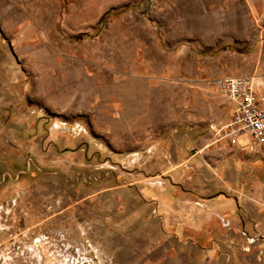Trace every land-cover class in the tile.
I'll return each mask as SVG.
<instances>
[{"label": "rangeland", "instance_id": "1", "mask_svg": "<svg viewBox=\"0 0 264 264\" xmlns=\"http://www.w3.org/2000/svg\"><path fill=\"white\" fill-rule=\"evenodd\" d=\"M229 74L264 107V0H0V264H132L169 188L264 219V142H212Z\"/></svg>", "mask_w": 264, "mask_h": 264}, {"label": "crops", "instance_id": "2", "mask_svg": "<svg viewBox=\"0 0 264 264\" xmlns=\"http://www.w3.org/2000/svg\"><path fill=\"white\" fill-rule=\"evenodd\" d=\"M219 142L228 146L224 141ZM237 189L238 185L235 190ZM166 193L169 195L164 198L165 204H160L158 198L151 200L154 205L151 221L157 227V233L143 245L145 249L143 248L136 260V256L134 257L132 264L255 263L251 253L240 250L246 244L245 237L235 231L226 232V229L230 225L227 213L237 209L242 213L241 226L247 233L254 232V229L263 231L264 219L258 217L259 213H256V217L253 213V205L259 204L258 201L214 197L199 203L182 190L173 191L169 188ZM172 193L179 196L174 197ZM248 213H251L255 222L257 221L255 228ZM244 230L241 231L242 234Z\"/></svg>", "mask_w": 264, "mask_h": 264}, {"label": "built area", "instance_id": "3", "mask_svg": "<svg viewBox=\"0 0 264 264\" xmlns=\"http://www.w3.org/2000/svg\"><path fill=\"white\" fill-rule=\"evenodd\" d=\"M215 87L230 105V116L222 124L209 125L213 142L235 144L239 150L252 151L264 142V107L255 99L256 82L253 76L224 75L215 80Z\"/></svg>", "mask_w": 264, "mask_h": 264}]
</instances>
